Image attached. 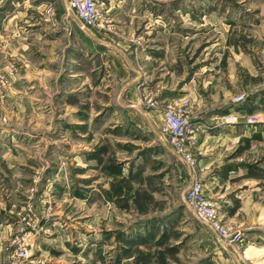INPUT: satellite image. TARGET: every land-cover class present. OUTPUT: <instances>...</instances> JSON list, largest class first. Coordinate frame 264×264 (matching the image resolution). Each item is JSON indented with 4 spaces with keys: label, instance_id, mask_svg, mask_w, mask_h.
Listing matches in <instances>:
<instances>
[{
    "label": "rangeland",
    "instance_id": "374dc122",
    "mask_svg": "<svg viewBox=\"0 0 264 264\" xmlns=\"http://www.w3.org/2000/svg\"><path fill=\"white\" fill-rule=\"evenodd\" d=\"M107 6L82 29L65 0H0V264H264V0ZM168 103L194 168L168 150ZM194 181L227 237L192 214Z\"/></svg>",
    "mask_w": 264,
    "mask_h": 264
},
{
    "label": "built area",
    "instance_id": "2783aa9c",
    "mask_svg": "<svg viewBox=\"0 0 264 264\" xmlns=\"http://www.w3.org/2000/svg\"><path fill=\"white\" fill-rule=\"evenodd\" d=\"M65 1L68 8L77 13L82 28L98 25L106 17L108 0ZM242 99V95L234 97L235 101ZM187 114L188 108L185 104L168 103L164 113L163 132L168 138V150L194 168L196 160L189 146L196 143L197 136ZM203 188L200 181H194L184 200L197 219L206 223L219 236L227 237L228 229L218 219L216 208L205 196Z\"/></svg>",
    "mask_w": 264,
    "mask_h": 264
},
{
    "label": "crops",
    "instance_id": "0c3cea01",
    "mask_svg": "<svg viewBox=\"0 0 264 264\" xmlns=\"http://www.w3.org/2000/svg\"><path fill=\"white\" fill-rule=\"evenodd\" d=\"M80 28H82V27L80 26ZM230 110H232V109H230ZM212 132L214 133V135H216V136H213V139L216 140L217 139L216 138L217 135L220 136V135L223 134V135H225L227 137H230V135L234 136V134H236L238 132H243V127H242L241 124L221 125V126H218L217 129L215 128ZM246 133H248V132H246ZM210 151H213V148H211L210 145L208 146V149L203 151V153H204L203 154V159H202L203 166L205 165V168H207L209 170H210L211 167L213 168L208 173V181H212L213 183H217V182H220L223 179L222 176L227 175L226 174L227 172H225V170L224 171H218L219 167L214 165L215 157H220L221 154H214V157H212V152H210ZM216 155H218V156H216ZM242 173H243V171L237 172V175H241ZM260 185H261V183H259V182H248V183H246L244 185H241L240 188H242V191H240V193H238V194H237L238 191H236L235 192L236 197L242 199L241 198L242 196L247 195L250 191L257 190L259 188L258 186H260Z\"/></svg>",
    "mask_w": 264,
    "mask_h": 264
}]
</instances>
